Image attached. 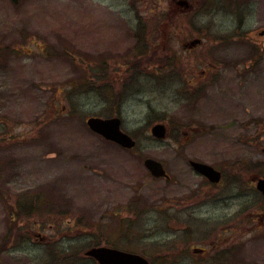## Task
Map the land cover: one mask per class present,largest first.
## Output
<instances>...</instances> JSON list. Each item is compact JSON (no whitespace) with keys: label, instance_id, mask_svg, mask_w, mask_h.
I'll return each instance as SVG.
<instances>
[{"label":"rangeland","instance_id":"obj_1","mask_svg":"<svg viewBox=\"0 0 264 264\" xmlns=\"http://www.w3.org/2000/svg\"><path fill=\"white\" fill-rule=\"evenodd\" d=\"M157 1L168 23L140 45L149 62L176 56L181 77L150 63L166 74L117 98L94 62L134 49L133 6L151 19ZM175 1L0 0V264H96L84 252L97 243L153 264H264V202L253 184L264 175V38L255 34L264 30V0H192V12ZM194 39L203 44L185 51ZM210 62L218 75L197 80ZM192 79L211 84L185 101ZM114 115L137 150L85 123ZM159 122L169 125L165 141L150 134ZM147 157L171 180L153 178ZM189 159L226 179L211 187ZM37 196L43 204L30 219L17 213V199ZM219 234L224 259L191 257Z\"/></svg>","mask_w":264,"mask_h":264},{"label":"flooded vegetation","instance_id":"obj_2","mask_svg":"<svg viewBox=\"0 0 264 264\" xmlns=\"http://www.w3.org/2000/svg\"><path fill=\"white\" fill-rule=\"evenodd\" d=\"M173 3H176L175 0H172ZM178 4V2H177ZM188 5L191 7V12L195 9L194 3L191 0V4L188 3ZM154 10H151L149 12V14H153V17L151 19H148L145 14H141L139 11H137L136 6H133V9L136 11V18H134L135 20V24L132 26V22L130 23V26L132 27V32H133V36L135 37V39L137 40V45L135 46L134 49H131L130 52L126 55H124L122 58V60L120 61H115V62H111L108 59H103V60H95L94 62V66L95 67H103L105 68V75H109L108 79H109V83L111 85V88H114L115 91H117V98H122L125 94H127L132 87H135L137 84H141V80L144 77H148L149 79L153 80V79H161L164 74L166 73H160L159 69L154 70V69H150L148 70V65L150 63L153 64H157L159 66H157V68H163L164 71L168 72L167 78L174 79V77H176L177 79L179 77H181L180 73H176V65L179 67V64L177 63V59L176 60H171V58H176V56H173L172 54H169V58H165V59H155V60H151L153 62H149L146 58H145V50H144V45H140V43L144 40V38L146 37V34L149 31H156L158 30L159 27V21L161 24L164 23H168V21H164L162 19H164V17H166V13L164 11H156L155 9L159 8V4L158 1L153 5ZM185 10V9H184ZM154 26V28H153ZM161 28H164V26H162ZM160 28V29H161ZM166 32H169V34L171 35V29H168ZM153 40V39H152ZM195 50V48L193 49H185V51H193ZM150 53L154 54L155 56H158V52L155 48H151L150 49ZM167 56V55H166ZM102 61V62H101ZM166 63V67L169 66V68L164 67L163 65H165ZM180 63V62H179ZM109 68V70H108ZM155 68V67H153ZM217 70V66H214L211 63H208L206 66V70L202 71L201 75H194L195 78H198L197 80H202L204 78L209 77L213 72H216ZM125 75H127V79L125 81L124 77ZM196 81V80H194ZM189 82V81H187ZM192 82V80H191ZM191 82H189L191 84ZM115 84H117L119 86V89L115 88ZM109 89V87H108ZM113 90V91H114ZM128 91V92H127ZM113 94V93H112ZM191 94V91L190 93ZM114 95V94H113ZM117 98H114V100H117ZM191 141V136H189V140L188 142ZM191 143V142H190ZM189 166L191 169V159H189ZM226 179V174L223 172V178L222 181L217 185L220 186L222 184V182ZM208 185H210L211 187H216L215 185H211L210 182L208 181ZM120 221H119V225L121 226L120 222L125 221V218H121L119 217ZM221 235H217L211 238V240L209 242H206L208 244H206L205 246H203V248H198V247H192V255L191 257L195 258V259H200L202 261H209L210 263H218L219 260H221L222 258L224 259L225 254H222V248L224 247V245L222 246L221 242L223 243V240H221ZM40 237V236H39ZM41 238V237H40ZM41 239H44V237H42ZM222 261H220L221 263Z\"/></svg>","mask_w":264,"mask_h":264},{"label":"water","instance_id":"obj_3","mask_svg":"<svg viewBox=\"0 0 264 264\" xmlns=\"http://www.w3.org/2000/svg\"><path fill=\"white\" fill-rule=\"evenodd\" d=\"M12 1L14 4L20 2V0ZM256 35L258 37H264V31H260L256 33ZM198 42L199 41L193 42V44ZM87 123L93 131L101 134L108 140L114 141L125 148H133L135 146V141L128 134L122 132L119 118L104 120L93 117L90 118ZM152 134L159 139H165L167 136V129L163 124H156L152 128ZM191 165L197 173L207 177L209 181L213 183L220 182L221 173L212 166L195 161H192ZM145 166L156 177H169L163 165L155 159H146ZM257 189L264 195V178L257 180ZM85 256L94 258L98 264H150V262L141 255L107 247L90 248L85 252Z\"/></svg>","mask_w":264,"mask_h":264},{"label":"trees","instance_id":"obj_4","mask_svg":"<svg viewBox=\"0 0 264 264\" xmlns=\"http://www.w3.org/2000/svg\"><path fill=\"white\" fill-rule=\"evenodd\" d=\"M202 1V0H201ZM202 3H205L202 1ZM41 198L39 196H37L36 198H34V200H29L27 198L21 197L20 199H17V203L20 204V208L17 209V213L20 212V214L23 215V218L25 217V215L27 216V218L31 217V213L35 214L33 212L34 206H32L33 204H36L38 206L41 205L40 203ZM43 204V201H42ZM20 218V216H19ZM12 236V234H11Z\"/></svg>","mask_w":264,"mask_h":264}]
</instances>
